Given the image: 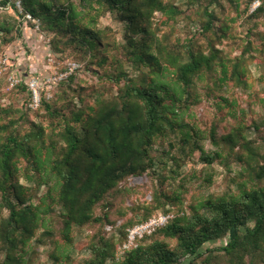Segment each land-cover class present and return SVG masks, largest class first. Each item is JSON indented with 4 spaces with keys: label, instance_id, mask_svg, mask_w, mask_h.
I'll list each match as a JSON object with an SVG mask.
<instances>
[{
    "label": "trees",
    "instance_id": "obj_1",
    "mask_svg": "<svg viewBox=\"0 0 264 264\" xmlns=\"http://www.w3.org/2000/svg\"><path fill=\"white\" fill-rule=\"evenodd\" d=\"M219 3L210 0L203 9L205 43L194 37L173 43L160 34L166 21L184 12L173 0H22L24 12L40 19V32L53 34L52 51L78 50L77 62L99 82L117 86V92L105 98L107 88H94L74 73L58 83L55 99L44 95L37 110L30 106L32 99L22 108L0 99V264H36L40 245L49 241L56 245L51 254L55 264H67L76 228L91 230L84 244L91 254L84 264H183L187 259L189 264H264V139L259 143L248 137L231 90L248 89L251 63L264 61V30L254 20L248 39H239L236 18L226 21L212 9ZM107 12L124 23L123 44L110 38L111 28L98 27ZM157 12L166 20L159 22ZM260 14L264 0L249 17ZM21 17L14 5L0 14V43L34 29ZM15 90L29 91L26 83ZM204 97L216 102L221 119L233 120L227 133L218 134L216 124L211 127L215 151L204 148L205 137L190 113ZM255 129L260 125L255 123ZM160 138L167 140L164 153L177 168L184 157L200 151V160L209 165L232 158L243 166L245 179H233L235 191L203 198L190 212L182 209L179 190L156 191L144 213L123 221L121 233L126 236L159 210L175 208L176 214L118 258L117 243L105 228L115 225V213L128 214L119 203L129 192L123 182L156 171L162 162L153 154ZM170 171L176 180L179 170ZM206 181L213 182L210 174ZM186 184L184 177L179 185L184 189ZM55 212L63 220L61 243L54 237ZM225 238L226 244L208 246Z\"/></svg>",
    "mask_w": 264,
    "mask_h": 264
},
{
    "label": "rangeland",
    "instance_id": "obj_2",
    "mask_svg": "<svg viewBox=\"0 0 264 264\" xmlns=\"http://www.w3.org/2000/svg\"><path fill=\"white\" fill-rule=\"evenodd\" d=\"M179 5L183 13L177 15L174 18L166 21L165 25H162L161 35H167L173 43L177 40L182 42L194 37V40L198 43H205V36L202 34L200 28L203 22V9L208 5L210 0H198L191 3L190 0H173ZM220 0L219 4H214L212 9L226 21L235 19L239 24V35L242 40H247V30L252 25L254 20H259L261 25L259 30H264V14H260L259 17L251 19L249 15L256 12L262 5L253 10L254 0ZM248 9L247 13L243 14V10ZM8 10H1L0 14L5 15ZM156 18L159 22L166 20V17H162L160 12L156 13ZM26 26V25H25ZM98 27L101 29L111 28L110 38L113 36L117 39L118 43L123 44L125 42V30L124 23L116 18L114 13H104L100 16ZM210 39L217 43L216 38L212 34H206ZM258 35H254L251 38L255 39ZM17 38V39H16ZM53 38V34L43 31L38 32L36 29H31L30 34L25 32L22 37H15L11 43H0V99L4 105H12V107L22 108L23 106H29V101L32 99V92L29 88L28 81L32 76H38L41 79H46L54 72H64L68 68L69 62H77V56L79 51L73 48L65 49L66 52L52 51L50 48V41ZM238 39V40H239ZM32 40L34 45L30 44ZM225 40L224 42H226ZM240 41V40H239ZM256 43L260 42L256 40ZM219 47L225 46L224 44H217ZM234 54H239L240 50L236 48V44H233ZM8 58L9 62L5 64V60ZM79 67L73 71L72 74H78L81 80L87 81L92 84V87L104 89L107 88L104 97L110 98L115 92H117V86L112 87L109 83L99 82L98 77L92 72L86 71L84 65L81 62H77ZM250 77L249 88L244 89L241 87H231L232 92L237 96L239 101V109L242 110L247 121V134L251 139H255L257 142H261L264 139V61L257 59L250 65ZM14 73L22 78L21 84L26 83L28 86L27 92H20L15 90L17 87L11 88L9 83V76ZM71 74V75H72ZM58 83L53 86L44 85L41 89L42 97L46 95L47 91H50L51 97L49 99H55L59 91L57 87ZM200 91H204L202 85L199 87ZM33 110H37L30 104ZM192 121L203 132L204 139L202 144L207 151H215L214 146L210 140L209 133L211 127L215 124L218 126V134L227 133L231 130L233 120L228 117L221 119V112L219 111L216 102L203 98L199 105H196L191 110ZM255 123L260 125V130L255 129ZM168 149L167 140L160 138L154 147L153 154L161 159V163L158 164L157 170H150L144 175L131 176L123 182L124 187L128 188L129 192L119 198L120 207L122 210L128 209V214L124 217L120 216L117 212L114 214L113 219H116L115 225L106 226L108 236L115 240L117 243V257L124 256L125 251L132 249L147 235H153V233L165 224L152 229L150 232L144 233L143 236L136 234L135 237L131 233L132 230L138 225L130 228L128 234L124 236L121 233V225L127 217H132L134 213H144L146 208L145 204L152 201L153 195L156 191L164 188L169 193H173L175 190H179L183 199L182 209L190 212L191 207L196 205L201 199L209 196H221L226 193L235 191L236 184L233 179H245L246 174H241L243 166L234 161L232 158L227 161L222 159L216 160L213 164L209 165L200 160V151H196L193 156L184 157L181 167H176L171 156L164 153ZM176 152V149L173 151ZM162 157L164 160H162ZM165 163H168L165 167ZM253 164V163H251ZM176 168L179 170V176L176 180L171 178L173 173L170 168ZM247 173V172H246ZM211 175L213 182L209 184L206 181L207 175ZM167 176V181H162ZM187 177V184L183 189L179 184L181 179ZM44 187L41 193L46 192ZM40 193V194H41ZM37 201V199H35ZM56 211L59 210L56 207ZM173 214H176L175 208L171 213H164L163 210L155 212V215L150 219H156L160 215H167L170 219L173 218ZM149 219V220H150ZM148 221V220H147ZM144 221L142 223H145ZM168 221V222H169ZM53 222L55 228V239L62 242L59 229L63 226V220L57 212L53 213ZM167 222V223H168ZM139 223V224H142ZM91 230L78 229L73 231L75 246L68 247L70 252V259L67 258V264H84L85 260L90 257V249L85 247L86 235ZM157 239H163V236L156 235ZM153 239V238H151ZM151 239L146 240L150 242ZM171 243H175L173 240L166 239ZM228 238L218 240L216 242L209 243L208 246L213 247L216 245L226 244ZM55 243L52 241L46 244H41L39 247V255L36 259V264H55V260L51 257L55 249ZM183 264H189V259L185 260Z\"/></svg>",
    "mask_w": 264,
    "mask_h": 264
},
{
    "label": "built area",
    "instance_id": "obj_3",
    "mask_svg": "<svg viewBox=\"0 0 264 264\" xmlns=\"http://www.w3.org/2000/svg\"><path fill=\"white\" fill-rule=\"evenodd\" d=\"M12 5H14L16 7V9L18 10V13L20 15H22V17H21L22 22H24V23L32 22L34 25V29H36V31H38V32L41 31L40 19L35 18L31 13H25L24 12L22 0H9L6 5H2L0 3V11L1 10H9L12 7ZM260 5H261V0H254L253 10H256ZM8 62H9V60H8V58H6L5 64H7ZM78 67H79V64L77 62L73 61V62L68 63L67 70H65L64 72H60V73L54 72L51 75H49L46 79H41L38 76L30 77V79L28 81V85H29V88L31 89V92H32V103H31V105L34 108H38L40 106L41 100H42V94H41L42 86L48 85L51 87V86L59 83L60 81L65 80ZM8 79H9V83H10L11 88L17 87L22 82V78H20L18 75L14 74V73H12ZM46 94L48 97H51L50 91H47ZM168 221H169V216L160 215L156 219H150L145 223L138 224L132 230L131 233L133 234L134 237L136 234L143 236L144 233L150 232L152 229H155V227L159 226L160 224H166Z\"/></svg>",
    "mask_w": 264,
    "mask_h": 264
},
{
    "label": "crops",
    "instance_id": "obj_4",
    "mask_svg": "<svg viewBox=\"0 0 264 264\" xmlns=\"http://www.w3.org/2000/svg\"><path fill=\"white\" fill-rule=\"evenodd\" d=\"M27 33L30 34V30H27ZM36 44V43H35Z\"/></svg>",
    "mask_w": 264,
    "mask_h": 264
}]
</instances>
